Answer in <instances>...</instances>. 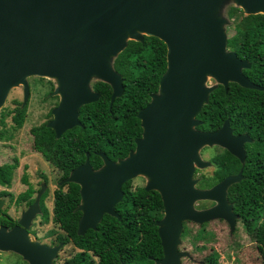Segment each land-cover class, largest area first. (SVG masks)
<instances>
[{"label": "water", "instance_id": "95a60500", "mask_svg": "<svg viewBox=\"0 0 264 264\" xmlns=\"http://www.w3.org/2000/svg\"><path fill=\"white\" fill-rule=\"evenodd\" d=\"M229 6L246 16L264 15V0H0V112L20 86L26 106L29 78L53 79V95L60 103L48 127L57 139L81 126L80 109L100 99L93 81L111 86V104L124 95V79L114 65L129 41L155 37L167 46L159 91L138 114L143 133L135 150L116 162L100 153L103 166L98 170L88 153L86 162L61 183L80 186L78 235L96 230L105 215L121 219L116 207L124 198L123 186L139 177L164 205V217L157 222L164 257L154 264H183L191 258L180 250L186 222L223 220L235 233L239 216L228 191L243 180V171L209 189L195 179L197 169L211 166L201 156L203 148L219 146L244 165L245 144L252 142L247 134L235 136L229 120L215 132L197 130L202 124L197 117L211 93L218 86L228 92L231 83L264 92L244 74L251 64L228 49L231 22L224 13ZM209 78L214 86L207 85ZM42 194L18 227H0V252L18 254L29 264H54L63 245L40 244L28 233ZM204 201L215 205L198 210L197 203Z\"/></svg>", "mask_w": 264, "mask_h": 264}, {"label": "trees", "instance_id": "16d2710c", "mask_svg": "<svg viewBox=\"0 0 264 264\" xmlns=\"http://www.w3.org/2000/svg\"><path fill=\"white\" fill-rule=\"evenodd\" d=\"M228 16L235 20V33L228 39V48L251 64L244 74L264 87V15L246 16L241 9L231 7ZM167 52L166 44L155 37L146 36L144 42L129 41L114 65L124 79L122 97L111 104V86L97 82L92 88L100 94V99L80 109L81 126L67 131L60 139L46 126L42 132L39 129L32 131L36 150L53 166L66 168L63 179L86 162L88 153L92 167L98 170L103 166L100 153L116 162L135 150L136 140L143 133L138 114L159 91L167 70ZM26 111L27 106L22 108L21 104L13 110L3 109L1 122L11 116L14 127L19 130L25 124ZM197 119L202 122L198 131H218L229 120L234 135L248 133L254 140L243 169L236 158L222 149L214 156L218 165L214 179L202 177L198 186L212 188L229 175L243 170V180L229 189L228 199L240 216L237 226L242 224L256 243L264 263V220L258 222L264 215V165L256 166L264 157V92L245 89L235 83L230 84L228 92L218 86ZM13 175L12 167H0V185L10 187ZM69 186V192L60 188L55 193L54 223L69 234L71 240L62 237L65 245L71 242L81 252L66 264H154L155 260L164 257L157 226L164 217V205L158 192L146 191L143 186L133 189L132 181L127 182L123 186L124 198L116 207L121 219L105 215L96 230L78 235L81 212L76 209L81 202L80 186L73 183ZM4 195L8 193L2 192L0 198ZM187 224H184L182 242L191 237L194 244L204 243L197 245V250L208 249V243L215 240L214 234L206 230L208 223L197 224L196 233ZM91 254L98 258L97 262ZM218 259V253L213 252L205 258V264H218Z\"/></svg>", "mask_w": 264, "mask_h": 264}, {"label": "rangeland", "instance_id": "374dc122", "mask_svg": "<svg viewBox=\"0 0 264 264\" xmlns=\"http://www.w3.org/2000/svg\"><path fill=\"white\" fill-rule=\"evenodd\" d=\"M231 7H235V6H229L224 13V15L231 22V24L226 27L227 34L229 37H231L235 33L233 27L235 20L229 18L228 16V10ZM239 21L240 20H237V22ZM28 82L30 86L31 97H29L28 102L26 104L27 105L26 121L23 128L17 130L14 127L11 116H8L5 119L4 123L1 122V117H0V166L2 164L16 163V158L19 157V151L17 150L19 139L23 138L25 141L32 142V137L29 133L30 128L33 125L44 123L46 120L51 119L52 117L51 114L47 116L46 113L50 111L52 108L54 110L56 107H58L59 105L58 103H60L59 96L53 95L57 87L56 82L53 79L31 77L28 79ZM215 84L216 81L213 78H209V82L207 85L214 86ZM23 103H24V88L23 86H20L13 89L10 92L3 109L13 110L18 106V104H21V107L25 108L26 106H24ZM54 106L56 107L54 108ZM14 135H15V139L12 138ZM222 149L223 148L219 146L205 147L202 149L201 156L203 160L207 162H211V166L202 170L197 169L195 179L199 180V183L201 182L202 177H206L207 179H214L213 171L214 168L215 169L218 168V165L214 167L212 161L215 154L220 153ZM21 158H22L21 161H23V157ZM31 164L33 165L31 170L32 172L33 169L35 168L34 162L32 161ZM21 175H22L21 168L14 171L12 185L9 189V192H11L14 199L18 196V194L22 190V188L19 185ZM30 178L31 180H35V177L32 175L30 176ZM58 180H59L58 176L56 175L52 176V181L50 182V184L52 185L53 190L56 187ZM132 186L133 189L137 188L138 186H146V179L144 177H139L134 180ZM4 189L5 188L0 186V191ZM4 200H5V206H7L9 204L8 198ZM52 202H53L52 198L49 197L47 203L50 205L51 209L53 207ZM212 205L213 202L204 201L197 203L196 208L198 210H203V209L211 208ZM17 211H18L17 215H19L21 209L19 208L17 209ZM263 220H264V215L261 216V219L258 222H261ZM186 223H188L187 225L190 226L195 233L199 229V226L197 224H194L192 222H186ZM43 225L41 223L38 224L37 221L36 230L39 231L38 236H40V238L36 239L35 237L32 236L31 239L43 245L45 244L48 245L52 241L55 242V238L60 233L59 226L54 224V229H53V226L51 224H46V226L44 227ZM237 227H238L237 233L231 235L230 227L227 224V222L223 220H218L208 223V225L206 226V230L214 234L215 240L211 243H208V249H206L205 251H200L196 249V246L197 245L202 246L204 244L203 242L194 244L191 237L188 240L183 241L180 246V250L188 252L191 256V259L189 258L183 259L182 261L183 264H205V258L210 254H212L213 252H217L219 255L218 264H264L261 254L257 249L256 243L252 241L250 235L245 231L242 224H238ZM48 230L50 231L48 232ZM79 252L81 251L79 249H76L74 245H72L71 243L65 247L63 246V249L59 252V256L57 258V264H64V261L73 258L74 255H76ZM94 259L97 262L98 258L97 259L94 258ZM0 264H29V263L26 262L23 259V257L13 252H0Z\"/></svg>", "mask_w": 264, "mask_h": 264}, {"label": "flooded vegetation", "instance_id": "af4514ba", "mask_svg": "<svg viewBox=\"0 0 264 264\" xmlns=\"http://www.w3.org/2000/svg\"><path fill=\"white\" fill-rule=\"evenodd\" d=\"M97 82H99V81L93 82L92 85H94ZM31 95H32V93H31ZM59 101H60V99H59ZM56 106H54V108ZM52 111H53V108L46 113L47 116L51 114V116H52L51 119L46 120L44 123L33 125L30 128L29 133L32 137V142L31 141H25L23 138L19 139V143H18V147H17V150L19 151V157L16 158V163L2 164L0 166V167H5V166L12 167V171H16L17 169L21 168V173H22L21 179L19 181V185L22 188V190L15 199L12 196L11 192H9V189L11 186L6 187V186L0 185L1 187L5 188L4 190L0 191V194L2 192L8 193V195H4V197L0 198V201L3 202L1 205L2 208L0 209V227H6L8 229H13L15 227H18L20 224V221L23 218L24 213L30 209V207L36 202L40 192L43 191V194H42L40 201H39L40 212L35 216V218L31 222L30 227L28 229V233H29L30 237L33 236L36 239L40 238V236H38L39 231L36 230L37 221H38V224L39 223H41L42 225L45 224V225H43V227L46 226V224H51L53 226V229H54L55 223H54L53 213H54V201H55L56 191H58L60 188H63V190L65 192L70 191V186H69L70 183H64L63 185H61V183L67 179V178L63 179V177L66 175V168H59V167L53 166L43 156L42 153H40L39 151L36 150L35 145H34L35 138H34V135L32 134V131L34 129H39L42 132L43 130H45L44 126L49 128L48 124L53 120ZM49 129H51V128H49ZM51 130L55 133V131L53 129H51ZM244 134L249 135L248 133H244ZM55 135H56V133H55ZM235 135L238 136L237 134H235ZM240 135H242V134H240ZM12 138L15 139V135ZM251 139H252V142L245 144V150H246L245 164L247 163V158H248L247 152L250 148V145H252L254 143L253 138H251ZM223 150H225V149H223ZM225 151H227V150H225ZM263 152H264V150H263ZM229 154H231V153H229ZM21 157H23V161H21L22 160ZM233 157L236 158L235 156H233ZM236 159L239 161L241 168L243 169L245 164L243 165L238 158H236ZM262 159H263L262 161H258L256 163L257 167H260V166L263 167L264 157ZM32 161L34 162L35 168L31 172L32 166H33L31 164ZM212 163L214 164V167H215L216 162H215L214 158H213ZM242 169L240 171H243ZM217 171H218V168H216V169L214 168L213 174H215ZM239 172L235 173V174H231L229 176L237 175V174H239ZM31 175L35 177V180H31V178H30ZM55 175L58 176L59 180L57 182L56 187L53 190V187L50 184V182L52 181V176H55ZM242 175H243V173H242ZM134 180H132V184H133ZM143 187H145V186H143ZM49 197H51L53 200L52 209H51L50 205L47 203V200ZM6 198H8V203H9L7 206H5V200H4ZM214 205L215 204L213 203L212 206H214ZM19 208L21 209V211L19 212L20 214L17 215V213H18L17 209H19ZM81 216H82V213H81ZM239 220H240V216H239ZM49 231L50 230H48V232ZM62 237L64 239H66V238L70 239L69 234L67 232L63 231L62 229H60V233L55 238V242L52 241L47 246L57 247L60 244H62L65 247L71 243L70 242V243L65 245L64 240H62L63 239ZM62 249H63V247H62ZM91 257L97 259V257L93 254H91ZM67 262H68V260L64 261V264H66ZM54 264H57V259L55 260Z\"/></svg>", "mask_w": 264, "mask_h": 264}]
</instances>
